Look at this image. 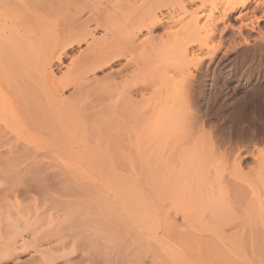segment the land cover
Instances as JSON below:
<instances>
[{
  "label": "bare ground",
  "instance_id": "1",
  "mask_svg": "<svg viewBox=\"0 0 264 264\" xmlns=\"http://www.w3.org/2000/svg\"><path fill=\"white\" fill-rule=\"evenodd\" d=\"M232 51L264 53V0H0V264H264V152L246 171L243 154L228 162L191 103L209 65ZM130 100L136 120L149 118L124 155L112 146L127 134L113 123ZM106 120L125 135L100 137ZM122 160L140 165L152 191L91 194L121 239L134 229L145 241L116 253L104 220L94 219L100 233L89 215L76 220L75 175L54 165L83 173ZM29 243L40 254L22 256Z\"/></svg>",
  "mask_w": 264,
  "mask_h": 264
},
{
  "label": "rangeland",
  "instance_id": "2",
  "mask_svg": "<svg viewBox=\"0 0 264 264\" xmlns=\"http://www.w3.org/2000/svg\"><path fill=\"white\" fill-rule=\"evenodd\" d=\"M260 25L262 27L263 22ZM233 52H235V53H233ZM236 53H237L236 51H232L227 55V57L225 56V58H222V55H221L222 53L218 54V56L214 60V62H212L209 65L211 68L210 69L211 73L208 72V74L206 75L207 77L202 78L203 83L201 85V88L199 89V90H201L202 95L197 94L193 98V100H191V101H193L191 103H193V105L195 104L194 106L195 107L197 106L196 108L199 109V111L201 113V115H200L201 119L203 118L201 121L204 124L203 125L204 129L206 131H209V132L211 131L212 135H214L215 137L217 136L216 138L221 137L220 138L221 140L223 138L222 141L224 142V148H225L224 157L228 160V162H230V159L233 156H235L236 154H238V153H241V155L243 154L242 156H244V158L242 160V167L244 168L243 170L246 171V170H248V167H250L252 165L253 158L257 155L256 153L264 152V60H263L264 59V53L261 55V57H259L258 54H256V56H253V57L252 56H248V57L246 56L245 57V56L238 55ZM249 57H250V59H248ZM245 58H246V60H245ZM217 61L219 63H217ZM250 61H251V63H250ZM213 73H215V74H213ZM229 77H230L229 81L225 82V80ZM131 98H132V101H134L135 99H136V101H138L139 96L132 95ZM132 101L130 100L129 103L126 102V105H127L126 107H128L127 109H129L130 111L129 110L127 111V109L125 108L123 112L120 111V113H118V114H123V115L122 116L116 115L119 119H116V122L113 120L114 121L113 124L117 123V127L119 124L118 121L120 122L119 126L123 125V126L119 127V130L124 131L127 134L126 136H124L125 135L124 132L122 133L124 138L120 137L122 135L121 132H120V134L117 133V132H119L116 130L117 127L114 129L112 128L114 125L109 126V128L112 129L113 134L110 133L111 132L110 130L106 131V128L108 130L107 126L109 124H111L110 122H112L111 121L112 119L110 121H107V120H109V119H107L106 122H108V123H105L106 126L102 127V130L100 129L101 131L98 130V132H99L98 134H100L99 136L102 138H105L108 133L111 134V135L108 134L109 136H111V138H114L115 136L117 138L118 137L117 134H119L120 135L119 137L121 138V140H120V138L117 139V141H119L118 146H116L117 145V141L115 140L116 138L114 139L116 143L113 142V146L111 144H112V141H114V140H112L111 138L105 139L106 141L111 140L109 142L111 144H109L107 142L106 148L104 149L103 148L104 146H102V150L103 149L104 150L111 149V146H112V147H115L114 151L117 150L118 154H119V151L123 149L122 152L124 155H126V153H128L129 150H132L130 148H131V145L134 144V142L132 144H129L128 142H126V141H129V142L133 141L134 137L132 138L133 135L131 136L130 134H135V132L139 131V129H141L140 132L141 131L144 132L145 130H147V128H146V125H147L146 122L147 121L146 120H147V118H149V116L143 115L138 120H136L135 117L136 116L139 117V116L136 114L134 115V112L136 113L138 111H134L132 109V107L134 108V104L131 106V104L133 103ZM134 103H135V101H134ZM123 104L125 105L124 102H123ZM117 107H118V105H117ZM125 111H127L128 114H126L127 112H125ZM132 111H133V114H130V115L131 116L134 115L132 118H133V122H136V123H133L132 121L130 122L129 118L131 116L129 118L127 117L129 115V113H131ZM209 111H210V113H209ZM141 118H143L145 121V122H143V123H145L144 127H143V124L140 120ZM139 120L141 123L138 124L137 122H139ZM125 124H127V125H125ZM134 124H136V125H134ZM140 124H141V126H140ZM148 125H149V123H148ZM125 127L127 129L129 128L128 129L129 131H127V129ZM133 127H134V129H133ZM103 128L105 129L106 132L104 131ZM113 130L115 133L113 132ZM228 130H229V132H228ZM213 131H215V132L213 133ZM104 132H105V135L102 134ZM129 132H131V133H129ZM114 134H116V135H114ZM224 136L225 137L228 136L227 137L228 139L224 138ZM250 137H251V139H250ZM77 138H79V137H77ZM130 138H132L131 141H130ZM237 138H239L240 140L238 141ZM241 138H242V140L243 139H249V142H247L248 144L245 142V140H243V143H241L242 142ZM105 140H103V141H105ZM250 140H251V142H250ZM230 142H231L232 146H229ZM114 143L116 144L115 146H114ZM127 143H128V145H127ZM228 143H229V145H228ZM239 143H240V145H239ZM108 144L111 145V146H109V148H108ZM143 144L144 143H142V144L140 143V144H138V146H140V148H142L141 145H143ZM41 145H42V143H41ZM144 145H146V144H144ZM234 145H236V146H234ZM237 145H238V147H237ZM42 146L46 147L43 149L44 151H45V149H46V151H47V149L48 150L51 149V148H49V146L47 147L45 145V143H43ZM119 146L121 148L123 146V148L121 149ZM147 146H148V144H147ZM239 146H240V148H239ZM95 147H96V145H95ZM118 147L120 148V150L117 149ZM230 147H234V148H230ZM237 148H238V150H237ZM247 149L249 152H247ZM98 150H101V145H100V147H98ZM111 150L113 151V149H111ZM234 151H235V153H234ZM120 153H121V151H120ZM232 154H233V156H232ZM120 155H122V154H120ZM124 161H127V160H124ZM110 163H112V162H110ZM110 163L107 162L105 165L103 164L101 166V168H99V169L93 168L90 164L87 165L86 163H84L86 166L82 165L83 167L81 166L82 168L80 169L83 173H81L80 171H76V169H74L70 165H65V164H62L60 162L57 163L56 165H54V166H57L54 168L57 170L64 169V170L68 171L71 175L72 174L75 175V176H73L74 181L71 182L69 187L72 189V191L76 192V197H79V198H76L75 200L77 201V199H78V200L83 201L81 208L76 213L78 216V218L76 220L80 219L79 222L81 224L82 223L81 219L83 220L84 216L86 217V215H89V217L87 216L86 218H84L85 221H83V222L86 223V219L90 220V221L87 220V223L91 224V227H89L90 224L88 225V227H89L88 229H91L90 231L93 230V233L94 232L100 233L98 231H99V228L101 229L100 226H102L99 224L100 226L98 227V225H97L98 229H96L95 227H96L97 223H95V225H94V219L99 218V220L102 219L101 221L104 220L103 222L105 223V227L108 230V231L106 230V232H105V233H107L106 241H105L106 237L103 238V242H106L105 243L107 246L106 248L107 249L109 248V250H112L116 253L117 252L121 253L122 251H125V249L128 248L129 246L134 247L133 245H135V247H136L137 244H139V243L144 244L145 241L140 239V237L135 236L136 233L134 232L135 231L134 229L125 231L126 233H128L130 235V239H128L126 236L127 234L124 233L125 238H127V240L125 241V238L122 237L124 239V241H123V239H121V236L119 234L120 232H122V230L119 228V224H118L119 221L114 220L113 222H111L108 219V217H106L107 211L105 209H103V207H102V204L105 203L106 200L96 199L94 195L100 196L103 194L102 188L105 189L106 187H111L114 190H119V192H121L122 195L130 196L128 194H132L133 196L135 195L136 197L148 199V198H150V191H152V188L150 191L148 190V188L150 189V187H152V184H150L151 182L148 183L147 180L144 179L145 174H144L143 169L141 167H139L140 165L137 166L138 164L137 165L135 164L136 167H134V165H131L129 162L125 163V162H123V160L121 162L122 164L119 162L118 163L113 162L112 164H110ZM67 166H70V167L67 168ZM140 168H141V170H140ZM70 169L71 170L74 169V170L71 171ZM108 170H110L111 172L109 173ZM113 171H114V173H113ZM141 171H143V173ZM111 173H113V175L115 174L114 176H116V178L111 179L110 183L107 182L106 184H104V186L102 184L100 185L99 182L101 181V179L108 177L109 174L111 175ZM76 176L78 177V179ZM90 176H94L96 178V180L93 181L91 178H89ZM247 178L250 179V177H248V175L245 177V179H247ZM147 183L150 185H148ZM258 186H259L258 184L256 186L254 185V187H258ZM134 192H138V193H134ZM92 193L94 195H91ZM112 193L113 192L111 190V193L108 196V200L110 202H113L110 199L112 197ZM139 193H141V196H137V195H139ZM54 196H55V193H54ZM40 198H42V197L38 198V196H37V200H40ZM175 201L173 202V205L177 206L179 204V202L177 203V200H175ZM86 202H88V203L85 204ZM82 206H84V207H82ZM101 211H104V213H102ZM83 213H86V214H83ZM81 215H83V217ZM77 216H74V218H76ZM79 216H81V217H79ZM73 220L75 221V219H73ZM79 222H77V223H79ZM103 222H100V223H103ZM83 224H81V225H83ZM77 225H76V227L79 228L80 226L79 225L77 226ZM85 228L87 229V224H86ZM75 229L76 228H74V230ZM81 229H77V230L81 231ZM69 231H70V233H72L71 232L72 230H69ZM82 231L84 232V229H82ZM63 232H68V231L65 230ZM124 234H121V235L124 236ZM101 240H99V241H101ZM128 240H130V241H128ZM29 244L24 246L23 250H25V251L22 252L23 253L22 256H26V255L31 254V253H34L36 255L40 254V252L38 251L40 248H38V250H37V247L35 246V244L34 245L32 243H29ZM137 246H139V245H137ZM263 247H264V244H263ZM229 249H230V247L226 246L225 251H228L229 254H233V252L230 251ZM238 249H240V251H241V248H238ZM244 250H245V248L243 249V251ZM263 250H264V248H263ZM244 260L245 259H243V261ZM245 262H247V261H245ZM28 263H31V262H28ZM32 264H34V262Z\"/></svg>",
  "mask_w": 264,
  "mask_h": 264
}]
</instances>
